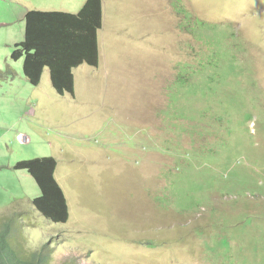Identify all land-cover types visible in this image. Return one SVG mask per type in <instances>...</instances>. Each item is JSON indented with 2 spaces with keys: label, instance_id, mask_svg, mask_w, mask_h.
<instances>
[{
  "label": "rangeland",
  "instance_id": "rangeland-1",
  "mask_svg": "<svg viewBox=\"0 0 264 264\" xmlns=\"http://www.w3.org/2000/svg\"><path fill=\"white\" fill-rule=\"evenodd\" d=\"M87 1H0V235L50 264H264V0H103L99 65L34 86L27 15ZM50 157L58 224L15 169Z\"/></svg>",
  "mask_w": 264,
  "mask_h": 264
},
{
  "label": "trees",
  "instance_id": "trees-1",
  "mask_svg": "<svg viewBox=\"0 0 264 264\" xmlns=\"http://www.w3.org/2000/svg\"><path fill=\"white\" fill-rule=\"evenodd\" d=\"M183 13L186 17L187 12ZM27 24V38L20 46L23 47L21 52H28L25 62L27 78L38 86L44 69L49 67L58 93L74 95L72 71L84 64L98 66L100 63L99 31L103 25V0H88L78 14L29 12ZM204 26L208 27L207 24ZM20 55L17 52L15 59ZM190 94L195 92L191 90ZM57 164V160L50 157L22 161L15 167L18 171H27L37 182L41 196L33 201V205L56 224L68 219L66 198L55 179ZM6 227L0 235V264H50L51 253L47 245L23 256L7 241L11 229Z\"/></svg>",
  "mask_w": 264,
  "mask_h": 264
},
{
  "label": "crops",
  "instance_id": "crops-1",
  "mask_svg": "<svg viewBox=\"0 0 264 264\" xmlns=\"http://www.w3.org/2000/svg\"><path fill=\"white\" fill-rule=\"evenodd\" d=\"M2 3H3V5L6 7V11L8 10V8H7V6H6V4H7V1L8 0H0ZM52 80V79H51Z\"/></svg>",
  "mask_w": 264,
  "mask_h": 264
}]
</instances>
